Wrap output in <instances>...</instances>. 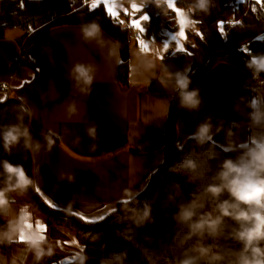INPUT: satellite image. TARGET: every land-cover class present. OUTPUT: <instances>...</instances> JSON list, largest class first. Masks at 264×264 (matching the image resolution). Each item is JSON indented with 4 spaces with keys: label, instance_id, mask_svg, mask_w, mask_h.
Returning <instances> with one entry per match:
<instances>
[{
    "label": "crops",
    "instance_id": "crops-1",
    "mask_svg": "<svg viewBox=\"0 0 264 264\" xmlns=\"http://www.w3.org/2000/svg\"><path fill=\"white\" fill-rule=\"evenodd\" d=\"M250 1L264 13V0L260 3ZM94 2L87 0L85 5L91 8ZM110 3H114V11L118 13L115 18L123 20L127 26L130 21L123 18L131 15H125L124 10L131 13L133 3L143 5L144 10L152 4L154 12H161V19L153 21L145 11L150 17L145 25L150 47L146 53L141 52L134 38L139 34L131 27H122L129 38L126 85L117 79L120 63L117 42L102 30L95 39L86 42L82 26L51 29L48 40L28 52L34 70L20 62L26 40L24 31L14 26L0 36V85L8 87L5 91L0 90V104L8 98H16L22 103L23 98L24 105L33 113L26 126L33 139L42 144L39 151L29 152L30 172L36 181L33 190L49 209L78 219L79 216L106 218L118 204L130 201L147 187L151 175L165 159L166 125L175 94L172 82L166 88L161 80L167 72L189 71L191 66L189 58L178 56L182 52L175 51L174 42L164 60L156 54L157 50H162L163 42L177 33L169 21L170 14L173 20L174 16L178 20L177 13L167 7L165 0H110ZM100 4L105 8L104 3ZM175 6L186 11L176 4V0ZM195 31V25L185 29L187 39L180 41L184 48L189 41L188 34ZM255 40L256 44L247 42L240 47L249 58L264 53V21ZM146 61H152L154 67L146 68ZM77 62L91 64L96 69L91 93L87 96L73 87L74 81L68 76V70ZM194 88L199 89L202 103L198 111L179 109L175 121L177 146L208 117H211L213 131L220 129L214 141L222 149L227 146L229 130L233 133L231 139L237 144L249 141L261 131L250 126L248 113L252 109L248 105L256 100L264 107V78L253 79L245 68L224 59L215 64ZM73 100L77 112L69 118L67 103ZM93 123L97 127L96 140L88 137L85 131ZM45 135L55 141L50 152L46 149ZM77 137L80 138L78 144ZM92 144L97 145L95 151L90 150ZM69 175L74 177L72 182L67 180ZM10 196L14 202L9 217L26 206L33 226L36 221L46 226L45 235L53 245V254L45 256L39 264H78L75 257L83 247L76 233L66 226L49 223L45 214L28 202L26 193H11ZM46 200L57 207H50ZM74 212L79 216L73 215ZM5 219L0 217V225ZM3 246L0 247V264H12L13 260L16 264H36L33 254L23 243Z\"/></svg>",
    "mask_w": 264,
    "mask_h": 264
},
{
    "label": "clouds",
    "instance_id": "clouds-1",
    "mask_svg": "<svg viewBox=\"0 0 264 264\" xmlns=\"http://www.w3.org/2000/svg\"><path fill=\"white\" fill-rule=\"evenodd\" d=\"M211 7L212 0H193L184 13L187 17L195 12L208 14ZM100 31L95 21L82 26L86 42L95 39ZM145 67L152 68L154 64L146 61ZM245 67L253 79L259 80L261 73H264V53L251 56L245 61ZM95 73L93 65L79 62L68 70L69 78L74 81L73 87L85 96L91 93ZM170 81L179 101L178 107L198 111L202 100L199 89L190 88L192 80L188 70L167 72L161 83L167 88ZM21 100L17 122L0 126V146L8 155L21 142L29 152L39 151L42 147L39 140L33 139L29 127L24 123L25 116L31 118L33 113L29 107L24 106L23 98ZM248 107L252 109L248 113L250 126L261 131L250 137L249 141L237 144L231 139L233 133L229 130L224 151L237 152L235 158L220 161L210 177L207 176L211 170L207 164L209 153L201 158L195 151H190L172 167V170L187 175L190 182H200L198 190L191 194L189 200L178 203L177 211L171 216L175 225L181 229L176 240L178 248L183 249L188 241L196 238L195 243L184 249L173 264H264V107L256 100L250 102ZM76 112V102L69 101V118ZM213 127L211 117L206 118L196 126L190 139L197 146L214 145V136L220 129L217 128L214 132ZM85 131L88 137L97 139V127L94 123L86 127ZM44 138L46 149L50 152L55 141L47 135ZM79 140L77 137V144ZM96 148L97 145L92 144L90 150L95 151ZM0 178L3 185L0 186V217L6 218L5 223L0 225V245L22 242L26 250L33 254L36 264H39L45 256L53 254L52 243L38 227L33 226L26 206L9 217L14 202L10 194L23 195L29 188L35 187L36 181L28 175L23 163L14 164L9 159H0ZM67 180L72 182L74 177L69 175ZM226 220L234 223L228 225ZM152 221V210L145 204L135 223L143 225ZM221 237L230 238L240 247L222 250L215 243H205L206 238L215 241ZM125 258V252L112 253L102 258L99 264H124ZM89 259L83 248L76 255L78 264H87ZM12 264H16L15 260Z\"/></svg>",
    "mask_w": 264,
    "mask_h": 264
},
{
    "label": "trees",
    "instance_id": "trees-1",
    "mask_svg": "<svg viewBox=\"0 0 264 264\" xmlns=\"http://www.w3.org/2000/svg\"><path fill=\"white\" fill-rule=\"evenodd\" d=\"M192 3L193 0H176V4L186 10ZM225 3L226 0H212L210 13L195 12L188 16L190 20L197 22L195 24L196 31L188 34L189 41L185 45V51L178 54V56L191 60L188 75L192 82L196 79L203 61L209 55L224 51H235L243 54L240 51L241 45L247 42L252 45L257 43L255 37L264 21L263 11L250 0H246L242 4L236 2L234 8L226 6ZM152 9L153 6L150 4L144 11L149 12L153 21H158ZM231 19L235 23L233 26L227 27L226 23ZM92 21H95L99 25L100 30L117 42L120 51L117 79L122 85H126L129 66L128 32L108 15L102 4H99L95 9H91L83 4L82 0H0V36L4 30L14 26L24 31L26 40L21 49L20 62L23 66L32 70H34V65L29 58L28 52L32 47L45 43L48 40L51 29L60 26H83ZM169 21L173 22L172 14H170ZM220 21L224 22L223 35L220 32ZM197 32L201 35H197ZM224 59L237 63L251 74L245 67V61L240 56L233 55L226 58L215 57L210 60L204 75L215 64ZM175 99L176 94H174L171 103L166 125L165 159L151 175V179L170 162L168 141L171 143L175 157L173 166L190 151H195L201 158H204L205 153H209L207 164L211 170L208 171L207 176L210 177L214 174L220 161L229 157L235 158L238 153L225 152L217 144L197 146L190 137L180 146H177L175 144V121L180 108L178 107L179 101L175 104ZM9 100L10 98L0 104V126L17 122L20 105ZM16 100L20 102L18 99ZM173 107H175V112L169 123ZM26 158L27 153L22 142L12 149L11 155L6 154L2 146H0V159H9L14 164L23 163L25 165ZM27 173L31 176L30 165ZM199 185V181L190 182L187 175L171 168L169 171L160 173L147 197L136 206L127 210L123 215L109 220V217L121 212L131 202L141 198L147 187L127 204H118L112 214L99 222L87 223L74 217L85 225L95 226L102 224L95 229H84L66 217L50 215L32 200L28 191L26 195L28 202L43 212L49 223L66 226L76 233L77 240L90 257L87 264H99L102 258L108 257L112 253L120 252L126 253L124 264H173L174 260L182 254L184 249L195 243L196 238L188 241L183 249L178 248L176 240L181 229L175 225L171 216L177 211L176 205L189 200L191 194L198 190ZM0 186H3L2 178H0ZM145 204L149 205L152 210L153 221L137 225L135 221L138 215L142 213ZM233 223L230 220H226L228 225ZM205 243H215L222 250L240 247L238 243L225 237L215 241L212 238H206ZM0 247L4 248L3 245H0Z\"/></svg>",
    "mask_w": 264,
    "mask_h": 264
},
{
    "label": "snow or ice",
    "instance_id": "snow-or-ice-1",
    "mask_svg": "<svg viewBox=\"0 0 264 264\" xmlns=\"http://www.w3.org/2000/svg\"><path fill=\"white\" fill-rule=\"evenodd\" d=\"M165 2H166L167 7L169 9H172L173 11H175L177 13L179 32L171 34L169 39L163 42L162 50H157L156 54H157L158 58L161 60L165 59V53L169 52L170 47H171L173 42L175 43V51L176 52H184L185 51L183 44L180 42L181 40L187 39L185 29L189 25H195L197 23L196 21H192V20L187 19V16L183 12V10H181L175 6V0H165ZM260 2H261V0H257V3H260ZM100 3H104L106 11L110 16L115 18L118 15V13L116 11H114V8H115L114 3H110V0H95V2L91 4V9L97 8ZM239 3H241V4L244 3V0H239ZM21 6H23V5H21ZM131 7H132L131 13H128L127 9L124 10L125 15H131L133 17H136L137 13L143 12V14L140 15L138 18H133L129 23V27L134 28L140 34L147 33V27L145 25H146V22H149L150 17L144 11V6L143 5L138 6L136 3H133L131 5ZM119 23L123 24L124 21L121 20V21H119ZM219 23H220V32L223 35V33H224V28H223L224 22L220 21ZM236 23H239V22H236ZM197 35H201V34L199 32H197ZM136 39H137L138 47L140 48L141 52L146 53V52L150 51L149 41H146L145 39L141 38L140 35H137ZM257 39H259V37ZM172 54H175V53L173 52ZM24 83H28V81H25ZM21 86H23V85H21ZM0 102H2V101H0ZM36 190H37V192L40 191L38 188ZM128 202L129 201H127V200L122 201V203H125V204H127ZM46 203H48L50 207H53V208L57 207L56 204H54L53 202H51L49 200H46ZM113 211H115V210H113ZM73 215L79 216V214L75 213V212L73 213ZM79 218L82 220H85V222H88V223H95L97 220L105 219L104 216L97 217L96 219H87L83 216H79ZM35 226L38 227L43 234L46 233V231H47L46 226L42 222L36 221ZM20 243H22V242H20ZM57 243H59V242H57ZM65 243H67V242H65ZM72 243H76V242L72 241ZM75 259H76V257H75Z\"/></svg>",
    "mask_w": 264,
    "mask_h": 264
},
{
    "label": "water",
    "instance_id": "water-1",
    "mask_svg": "<svg viewBox=\"0 0 264 264\" xmlns=\"http://www.w3.org/2000/svg\"><path fill=\"white\" fill-rule=\"evenodd\" d=\"M233 55H236V56H240L244 61H247L248 59H250L247 55L245 54H241L239 52H235V51H224V52H218V53H214V54H211L209 55L202 63L200 69H199V73L196 77V79L192 82V84L190 85V88H194L202 79L204 73H205V70H206V66L208 64V62L210 60H212L213 58L215 57H229V56H233ZM260 77L264 78V73H261ZM9 101L11 102H16V103H19V105L21 104L20 102H18L16 99L14 98H11ZM178 103V98L175 99V104ZM25 106V105H24ZM26 107V106H25ZM175 112V107H173L171 109V115H170V120H169V123L171 122V118L173 116ZM27 121H28V116H25L24 118V123L25 125L27 124ZM23 143V142H22ZM168 145H169V151H170V162L167 166H165L164 168H162L160 170V172L156 173L155 176L150 180L149 184L147 185V188L145 190V192L143 193L142 197L139 198L138 200H135L133 202H131L125 209H123L121 212L119 213H116L114 215H112L111 217H109V220L110 219H114V218H117L121 215H123L127 210H129L130 208L136 206L137 204H139L140 202H142L146 197L147 195L149 194L155 180L157 179V177L159 176L160 173L162 172H166V171H169L172 167H173V164H174V161H175V157H174V153L172 151V146H171V143L168 141ZM26 150V149H25ZM26 153H27V158H26V162H25V170L26 172L28 171V168H29V165H30V155H29V151L26 150ZM28 193L30 195V197L32 198V200L42 209L44 210L46 213L50 214V215H54V216H63V217H66L68 218L70 221H72L74 224L84 228V229H95V228H98L100 227L102 224H97L95 226H90V225H85V224H82L80 221H78L76 218H74L73 216H69L67 214H63V213H59V212H55L51 209H49L36 195L35 193L33 192L32 188H29L28 189Z\"/></svg>",
    "mask_w": 264,
    "mask_h": 264
},
{
    "label": "built area",
    "instance_id": "built-area-1",
    "mask_svg": "<svg viewBox=\"0 0 264 264\" xmlns=\"http://www.w3.org/2000/svg\"><path fill=\"white\" fill-rule=\"evenodd\" d=\"M82 2H83V4H86L87 3V0H82ZM225 4H226V6H228L230 8H234L235 7V4H236V1L235 0H226V3ZM114 21L117 22L119 24V26L126 27L127 29H129V26L125 25L124 23L123 24H120L119 21H121V20H118V18H114ZM234 23H235L234 20H232V19L231 20H228L227 23H226V26L227 27H231V26L234 25ZM136 37H137V34L134 36L135 40H137ZM7 89H8V87H7L6 84H1L0 85V90L1 91H5Z\"/></svg>",
    "mask_w": 264,
    "mask_h": 264
},
{
    "label": "rangeland",
    "instance_id": "rangeland-1",
    "mask_svg": "<svg viewBox=\"0 0 264 264\" xmlns=\"http://www.w3.org/2000/svg\"><path fill=\"white\" fill-rule=\"evenodd\" d=\"M137 15V14H136ZM155 16L158 18V20H160L161 19V12H155ZM139 16H136V17H133V16H130L129 18H123V19H126L125 21H127V20H129V21H131L133 18H138ZM172 24L174 25V27H175V30H176V32L178 33L179 32V24H178V20L176 19V17L174 16V20H173V22H172ZM161 28H163V27H160V29ZM134 29V28H133ZM135 30V29H134ZM136 32H137V30H135ZM138 33V32H137ZM140 36H141V38H143V39H145V40H147L148 38H149V33L147 32V33H144V34H140V33H138Z\"/></svg>",
    "mask_w": 264,
    "mask_h": 264
}]
</instances>
